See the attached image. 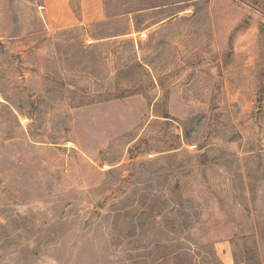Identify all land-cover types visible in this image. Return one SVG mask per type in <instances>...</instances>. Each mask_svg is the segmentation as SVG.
Wrapping results in <instances>:
<instances>
[{
    "label": "rangeland",
    "instance_id": "rangeland-1",
    "mask_svg": "<svg viewBox=\"0 0 264 264\" xmlns=\"http://www.w3.org/2000/svg\"><path fill=\"white\" fill-rule=\"evenodd\" d=\"M37 8L0 0V264H264V0H105L92 45Z\"/></svg>",
    "mask_w": 264,
    "mask_h": 264
},
{
    "label": "crops",
    "instance_id": "crops-1",
    "mask_svg": "<svg viewBox=\"0 0 264 264\" xmlns=\"http://www.w3.org/2000/svg\"><path fill=\"white\" fill-rule=\"evenodd\" d=\"M26 2L41 6V9L37 8V14L42 21V30L44 32H70L75 27H80L86 31L84 41L89 37L87 33L88 27L93 24L101 23L109 18L106 16L105 12V0H26ZM163 20H166V18ZM160 25L162 24H154L153 26L157 28L153 29L152 27H147L133 34L134 39L137 40L138 50L140 45L145 43L147 34L150 33L149 30L153 29V32H159L161 29L159 27ZM139 34H143V36L141 37ZM122 36L123 35L120 37ZM118 37V35L93 36L92 40L93 44L111 43ZM140 52L139 50L138 53ZM106 55H111V51H106ZM138 59L140 60V58ZM106 60H108L111 65V60L109 58H106ZM141 62L146 69L151 70L155 67V65L145 60H141ZM175 68L176 62L168 64L169 71Z\"/></svg>",
    "mask_w": 264,
    "mask_h": 264
},
{
    "label": "built area",
    "instance_id": "built-area-1",
    "mask_svg": "<svg viewBox=\"0 0 264 264\" xmlns=\"http://www.w3.org/2000/svg\"><path fill=\"white\" fill-rule=\"evenodd\" d=\"M38 8H40L41 9V6H38ZM141 37L143 36V34H139ZM85 42H86V44L87 45H91L92 43H93V40L92 39H86L85 40ZM0 99H3V97H2V95H1V93H0ZM20 121L22 122V123H25V122H27V120H28V118L26 117V116H20ZM189 147H193V145H188Z\"/></svg>",
    "mask_w": 264,
    "mask_h": 264
},
{
    "label": "trees",
    "instance_id": "trees-1",
    "mask_svg": "<svg viewBox=\"0 0 264 264\" xmlns=\"http://www.w3.org/2000/svg\"><path fill=\"white\" fill-rule=\"evenodd\" d=\"M178 250L174 251V253H176Z\"/></svg>",
    "mask_w": 264,
    "mask_h": 264
}]
</instances>
